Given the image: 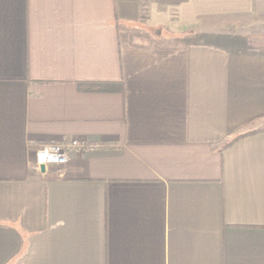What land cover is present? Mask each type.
<instances>
[{
	"label": "crops",
	"instance_id": "obj_1",
	"mask_svg": "<svg viewBox=\"0 0 264 264\" xmlns=\"http://www.w3.org/2000/svg\"><path fill=\"white\" fill-rule=\"evenodd\" d=\"M261 7L0 0V264H264Z\"/></svg>",
	"mask_w": 264,
	"mask_h": 264
},
{
	"label": "built area",
	"instance_id": "obj_2",
	"mask_svg": "<svg viewBox=\"0 0 264 264\" xmlns=\"http://www.w3.org/2000/svg\"><path fill=\"white\" fill-rule=\"evenodd\" d=\"M67 148H85V145L77 142L71 141L67 144L58 142H47L35 149L34 164L35 168L40 170L43 166L44 170L49 166H62L66 163V149Z\"/></svg>",
	"mask_w": 264,
	"mask_h": 264
},
{
	"label": "rangeland",
	"instance_id": "obj_3",
	"mask_svg": "<svg viewBox=\"0 0 264 264\" xmlns=\"http://www.w3.org/2000/svg\"><path fill=\"white\" fill-rule=\"evenodd\" d=\"M258 6L264 7V0H256ZM261 7V8H262ZM264 9V8H263ZM261 12V11H260ZM259 12V13H260ZM262 13H260L261 15ZM264 15L260 17L257 15L254 16H247V17H239V18H231V19H222L219 22H215L219 24L221 28H232L236 31H264ZM158 31V33H157ZM153 38L157 39H164L165 34L164 32L159 33V29H154L150 31Z\"/></svg>",
	"mask_w": 264,
	"mask_h": 264
},
{
	"label": "trees",
	"instance_id": "obj_4",
	"mask_svg": "<svg viewBox=\"0 0 264 264\" xmlns=\"http://www.w3.org/2000/svg\"><path fill=\"white\" fill-rule=\"evenodd\" d=\"M146 19V13H144L142 11L141 16H140V21L144 22ZM141 32H143V35H147L146 33H144V31L142 29L139 28H134L132 29V37H135L139 34H141ZM87 89H95L97 91H113L115 90V85L113 84H109V83H103V84H88V85H84ZM260 132H264V129H257V130H251V131H246L243 132L241 134L236 135L235 137H233L229 142L224 144V147H228L230 145H232L233 143L237 142L238 140L260 133Z\"/></svg>",
	"mask_w": 264,
	"mask_h": 264
},
{
	"label": "water",
	"instance_id": "obj_5",
	"mask_svg": "<svg viewBox=\"0 0 264 264\" xmlns=\"http://www.w3.org/2000/svg\"><path fill=\"white\" fill-rule=\"evenodd\" d=\"M40 170L43 172V171H44V167H43V166H41V167H40Z\"/></svg>",
	"mask_w": 264,
	"mask_h": 264
}]
</instances>
